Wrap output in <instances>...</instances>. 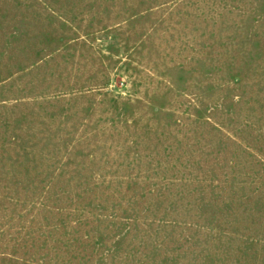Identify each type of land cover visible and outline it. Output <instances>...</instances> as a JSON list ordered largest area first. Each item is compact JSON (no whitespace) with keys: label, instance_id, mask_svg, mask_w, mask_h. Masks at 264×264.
I'll list each match as a JSON object with an SVG mask.
<instances>
[{"label":"rangeland","instance_id":"374dc122","mask_svg":"<svg viewBox=\"0 0 264 264\" xmlns=\"http://www.w3.org/2000/svg\"><path fill=\"white\" fill-rule=\"evenodd\" d=\"M0 264H264V0H0Z\"/></svg>","mask_w":264,"mask_h":264}]
</instances>
